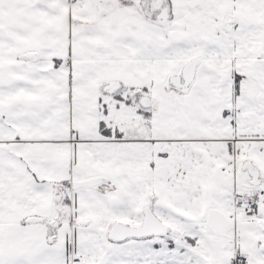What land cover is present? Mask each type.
I'll return each mask as SVG.
<instances>
[{
    "label": "snow or ice",
    "instance_id": "obj_1",
    "mask_svg": "<svg viewBox=\"0 0 264 264\" xmlns=\"http://www.w3.org/2000/svg\"><path fill=\"white\" fill-rule=\"evenodd\" d=\"M0 264H264V0H0Z\"/></svg>",
    "mask_w": 264,
    "mask_h": 264
}]
</instances>
